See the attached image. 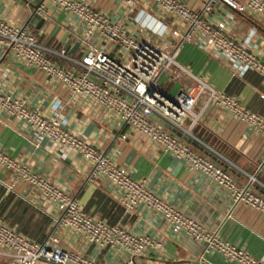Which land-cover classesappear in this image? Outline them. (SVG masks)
Returning a JSON list of instances; mask_svg holds the SVG:
<instances>
[{
  "label": "crops",
  "instance_id": "0c3cea01",
  "mask_svg": "<svg viewBox=\"0 0 264 264\" xmlns=\"http://www.w3.org/2000/svg\"><path fill=\"white\" fill-rule=\"evenodd\" d=\"M81 1L88 2L110 20L121 23L129 35L137 39L147 38L165 51L170 50L174 42L169 29L181 27L179 21L158 10L149 0L138 1L134 5L121 0ZM180 1L191 9H199L206 0ZM35 4L46 12L37 14L38 18L31 16ZM139 10L150 16L149 25L154 27V23L160 22V26L155 28L160 30L164 27V31L153 34L139 25L135 21ZM0 18L11 25H25L40 43L54 49L63 48L74 59H79L88 47L102 46V41L96 36L80 41L82 35L77 20L48 0H0ZM206 18L210 21L225 18L226 32L235 41L245 43L256 57L264 61V15L238 13L216 3ZM109 54L119 60L125 58V54L114 48L109 49ZM175 60L181 69L170 66L157 80L165 92L174 94L190 86L193 79L189 73L217 92L235 97L245 109L264 118V82L254 71L231 67L197 41L183 43ZM59 64L71 66L66 61H59ZM0 83L6 92L24 99L42 116H58L63 128L78 132L115 165L125 168L131 178L143 180L153 194L193 218L202 229L217 230L222 240L264 261V219L260 213L243 204L233 205L227 191L201 173L188 170L181 160L164 152L146 136L121 125L115 116L95 101L71 95L65 85L15 62L1 48ZM194 108L201 109L200 118L191 130L195 140L167 130L179 142L224 167L236 183L245 184L246 173L254 174L264 185V171L255 170L262 156L260 133L216 105L203 107L199 100ZM31 137L25 121L0 111V150L3 153L64 188L77 200L80 210L91 218L134 234L163 238L164 241L160 249L134 257L106 246L89 244L73 231L56 226L58 210L53 202L25 181H14L11 172L0 167V221L27 240L40 243L47 236L55 235L61 248L72 250L98 264H237L222 259L213 251H206L202 243L173 232L156 212L141 205L131 210L124 209L118 202L116 188L105 177L87 180L88 166L76 152H57L46 139L36 147ZM250 188L264 195V189L258 184H251Z\"/></svg>",
  "mask_w": 264,
  "mask_h": 264
},
{
  "label": "built area",
  "instance_id": "2783aa9c",
  "mask_svg": "<svg viewBox=\"0 0 264 264\" xmlns=\"http://www.w3.org/2000/svg\"><path fill=\"white\" fill-rule=\"evenodd\" d=\"M74 17L80 26L83 41L96 36L102 41L100 48L88 47L79 59L68 56L63 48L54 49L40 43L25 25L15 26L0 18V48L24 67L40 71L46 77L65 85L70 94L95 101L107 113L115 116L121 125L136 131L156 143L162 150L182 161L190 171H197L218 187L227 191L233 205L243 204L256 210L264 219V195L253 192L251 184L264 185L255 175L247 176L245 184L236 183L230 173L210 158L178 141L169 130L152 118L155 115L170 129L195 140L191 133L198 122L201 109L194 105L201 100L203 107L216 105L234 119L258 131L262 137V156L255 165L256 172L264 171V118L242 106L235 97L217 92L210 85L188 73L193 83L174 94L161 89L157 80L168 67L180 68L175 56L185 42L197 43L214 56L223 58L231 67L254 71L264 82V61L256 57L245 43L235 41L226 32V19L210 21L207 13L214 4L221 3L238 13L264 15V0H206L199 9H191L180 0H149L154 6L181 23V27L169 29L174 42L170 50H163L147 38L137 39L129 35L119 22L81 0H48ZM134 5L141 0H121ZM37 14L44 15L43 7ZM147 13L139 10L135 21L153 34L163 29L149 25ZM147 20V21H146ZM160 26V25H159ZM125 54L123 60L112 57L109 49ZM66 61L71 66H63ZM187 73V72H186ZM202 107V106H201ZM0 111L7 116L27 123L34 146L43 139L60 153L76 152L88 166L87 180L105 177L117 190L118 202L126 210L143 206L159 214L173 232L182 233L202 243L206 251L217 253L226 261L237 264H264L251 257L241 247L222 240L217 230H204L196 221L174 209L153 194L141 179H133L125 168L117 166L103 152L78 132L62 127L56 115L44 117L29 106L24 99L6 92L0 83ZM122 138L125 136L122 135ZM0 167L12 174V179L25 181L39 190L58 210L55 224L80 236L85 242L109 247L129 257L145 255L160 249L163 238H151L134 234L116 225H109L91 218L78 207L77 200L64 188L30 171L24 164L0 150ZM0 264H98L72 250L59 246L55 235L42 242L27 240L0 221Z\"/></svg>",
  "mask_w": 264,
  "mask_h": 264
},
{
  "label": "water",
  "instance_id": "95a60500",
  "mask_svg": "<svg viewBox=\"0 0 264 264\" xmlns=\"http://www.w3.org/2000/svg\"><path fill=\"white\" fill-rule=\"evenodd\" d=\"M38 7V4L33 5V11L31 13V16L34 18H38L39 15H37L36 13V9ZM63 41V40H62ZM79 40L74 44V46H76L78 44ZM67 42L64 43V48L66 47ZM152 118L157 121L159 124L163 125L166 129H169L172 131V129H170L169 125H167L163 120H160L158 117H156L155 115H152Z\"/></svg>",
  "mask_w": 264,
  "mask_h": 264
}]
</instances>
